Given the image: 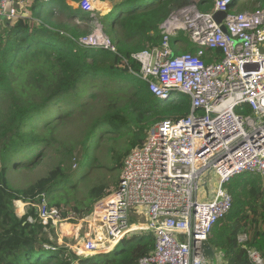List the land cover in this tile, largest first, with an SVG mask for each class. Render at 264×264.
Wrapping results in <instances>:
<instances>
[{
  "label": "trees",
  "instance_id": "16d2710c",
  "mask_svg": "<svg viewBox=\"0 0 264 264\" xmlns=\"http://www.w3.org/2000/svg\"><path fill=\"white\" fill-rule=\"evenodd\" d=\"M31 1V16L23 13L0 23V207L18 200L40 204L45 198L63 219L80 220L118 190L121 176L100 177L84 198L72 201L70 193L79 189L74 174L87 167L88 175L98 170L122 174L125 157L144 145L155 124L191 115L187 95L166 103L152 94L134 74L141 65L132 56L161 47L160 24L174 9L197 0L117 2L99 21L116 52L79 45L96 28L99 19L93 14L65 0ZM198 1L201 11H214L211 0ZM263 6L262 0H244L240 8ZM173 42L175 55L197 52L183 33ZM203 59L217 63L223 53L207 49ZM40 166L47 172L35 184L10 187L15 171L33 173ZM226 186L233 207L216 223L209 242L227 251L229 264H255L249 251L264 254V180L244 173ZM24 223L18 240L0 246V264H138L156 248L152 235H137L110 254L79 256L51 240L38 223ZM241 236L247 238L244 243Z\"/></svg>",
  "mask_w": 264,
  "mask_h": 264
},
{
  "label": "built area",
  "instance_id": "2783aa9c",
  "mask_svg": "<svg viewBox=\"0 0 264 264\" xmlns=\"http://www.w3.org/2000/svg\"><path fill=\"white\" fill-rule=\"evenodd\" d=\"M103 1L78 0V6L96 16ZM211 1L213 12L201 11L198 0L174 9L160 24L161 47L132 56L141 65L134 74L152 94L166 103L187 95L191 115L155 124L144 145L125 157L118 190L89 217L65 220L43 198L23 205L30 209L25 225L38 223L79 256L110 254L128 237L152 235L156 248L138 264H229L221 253L205 261L201 248L233 207L227 183L244 173L264 180V6L235 13L232 7L244 0ZM13 2L0 1L2 8ZM216 11L227 12L223 24L213 19ZM8 16L15 18L16 10ZM182 33L198 47L195 54H174L173 39ZM79 45L116 52L97 23ZM207 49L222 51V61L207 64ZM65 225L72 236L63 232ZM249 257L264 264L256 250Z\"/></svg>",
  "mask_w": 264,
  "mask_h": 264
},
{
  "label": "rangeland",
  "instance_id": "374dc122",
  "mask_svg": "<svg viewBox=\"0 0 264 264\" xmlns=\"http://www.w3.org/2000/svg\"><path fill=\"white\" fill-rule=\"evenodd\" d=\"M41 3V2H40ZM243 1L239 2L236 6L232 7V12H241L244 11L240 8ZM42 6V3H41ZM112 12V11H111ZM110 12V13H111ZM205 12V11H204ZM109 13V14H110ZM108 14V15H109ZM97 24H101L99 21L104 18V11L103 9L97 12ZM102 25V24H101ZM85 161V160H84ZM81 161L82 167L84 166L85 162ZM86 164H89L86 162ZM45 166H40L36 169L33 173H28L26 171H22L21 174H17L18 171H15L14 177L11 178L10 187L17 188L18 190L24 189L31 184H35L34 182L37 181L39 178L43 177L47 170L44 169ZM89 167L86 169H81L79 172L73 175L74 182H78L79 189H77V194L72 195L70 193V199L73 201L75 199H82L84 196L87 195L88 191L93 188V186L97 183V179L103 177L106 181H111L112 179H120L121 173H111L108 171H95L91 175H88ZM74 169V168H73ZM119 181V180H118ZM212 186L210 187V189ZM74 192V191H71ZM213 192V190H211ZM30 203V201L18 200V201H11L7 207L4 209L2 206L0 207V225H1V236H0V246L7 245L13 240H18L20 238V234L22 233V222L24 221L25 217L30 212L29 207H24V204ZM28 205V204H27ZM63 232L66 233L68 236H72L70 232L69 226H64ZM61 229V228H60ZM140 236V235H139ZM55 237V235H54ZM129 238V237H128Z\"/></svg>",
  "mask_w": 264,
  "mask_h": 264
},
{
  "label": "crops",
  "instance_id": "0c3cea01",
  "mask_svg": "<svg viewBox=\"0 0 264 264\" xmlns=\"http://www.w3.org/2000/svg\"><path fill=\"white\" fill-rule=\"evenodd\" d=\"M1 1V0H0ZM126 0H106L103 1L101 4V7L104 11V17L107 16L111 11H113L114 7L116 6L117 2H125ZM244 2V1H243ZM32 3L31 0H14L13 3L9 4L6 8L1 7L0 3V23L5 22L7 19H12L8 16V13L11 8H14L16 10V17L20 14H25L27 17L31 16V11H30V4ZM65 3L72 7L73 9L77 10L79 8L78 6V0H65ZM83 15V14H81ZM77 24H79V18L75 21ZM216 252L221 253V256H224V259L226 260V254L227 251L224 249H217ZM216 264V263H215Z\"/></svg>",
  "mask_w": 264,
  "mask_h": 264
},
{
  "label": "water",
  "instance_id": "95a60500",
  "mask_svg": "<svg viewBox=\"0 0 264 264\" xmlns=\"http://www.w3.org/2000/svg\"><path fill=\"white\" fill-rule=\"evenodd\" d=\"M227 17V12L216 11L214 18L219 24H223ZM222 29L226 32V27L223 25ZM201 257L205 261H214L217 258L216 249L211 245L209 240L204 241L201 248Z\"/></svg>",
  "mask_w": 264,
  "mask_h": 264
},
{
  "label": "bare ground",
  "instance_id": "6f19581e",
  "mask_svg": "<svg viewBox=\"0 0 264 264\" xmlns=\"http://www.w3.org/2000/svg\"><path fill=\"white\" fill-rule=\"evenodd\" d=\"M65 226H68V225H65ZM63 228V227H62ZM63 230H64V228H63Z\"/></svg>",
  "mask_w": 264,
  "mask_h": 264
}]
</instances>
